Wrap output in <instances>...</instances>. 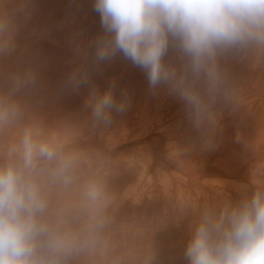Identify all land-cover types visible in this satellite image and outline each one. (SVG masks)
Returning a JSON list of instances; mask_svg holds the SVG:
<instances>
[{"label":"rangeland","instance_id":"1","mask_svg":"<svg viewBox=\"0 0 264 264\" xmlns=\"http://www.w3.org/2000/svg\"><path fill=\"white\" fill-rule=\"evenodd\" d=\"M0 15L10 20L0 47L11 45L0 52V108L10 112L0 121V167L22 165L26 130L71 160L68 183L53 176L55 162L39 160L31 173L47 201L39 219L63 241L57 253L41 247L44 259L187 264L201 215L219 216L264 187V48L221 59L230 101L214 104L197 130L182 101L164 87L153 93L144 71L122 56L93 64L103 32L93 0H0ZM76 71L88 77L79 88L68 83ZM113 83L127 108L97 124L92 91ZM92 183L97 200L86 195Z\"/></svg>","mask_w":264,"mask_h":264},{"label":"clouds","instance_id":"2","mask_svg":"<svg viewBox=\"0 0 264 264\" xmlns=\"http://www.w3.org/2000/svg\"><path fill=\"white\" fill-rule=\"evenodd\" d=\"M93 10L103 30L94 42L93 64L122 56L144 71L153 93L164 87L182 101L197 130L214 104L230 101L221 59L250 46L264 48V0H93ZM9 29L10 20L0 15V37ZM10 47L6 43L0 52ZM170 53L174 59H168ZM34 82V76L27 81ZM68 83L74 88L87 84V73L74 72ZM115 89V83L103 92L93 89L89 105L97 124H110L113 112L126 110L127 94L118 100ZM9 115L0 108V121ZM20 158V166L0 167V264H56L39 255L45 244L59 252L63 241L39 219L47 201L31 173L39 160L55 162L53 176L68 183L71 160L53 144L36 142L30 130ZM86 195L97 200L98 186L89 184ZM184 258L187 264H264V187L219 216L203 213Z\"/></svg>","mask_w":264,"mask_h":264},{"label":"bare ground","instance_id":"3","mask_svg":"<svg viewBox=\"0 0 264 264\" xmlns=\"http://www.w3.org/2000/svg\"><path fill=\"white\" fill-rule=\"evenodd\" d=\"M157 174H158V175H160V174H161V173H160V170H158V171H157Z\"/></svg>","mask_w":264,"mask_h":264}]
</instances>
